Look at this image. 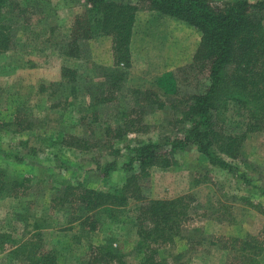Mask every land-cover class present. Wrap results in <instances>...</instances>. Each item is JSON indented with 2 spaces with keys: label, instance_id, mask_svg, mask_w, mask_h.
<instances>
[{
  "label": "rangeland",
  "instance_id": "1",
  "mask_svg": "<svg viewBox=\"0 0 264 264\" xmlns=\"http://www.w3.org/2000/svg\"><path fill=\"white\" fill-rule=\"evenodd\" d=\"M116 1L139 6L131 67L118 101L99 108L96 123L89 103L106 82L103 70L113 66L110 37L82 42L85 54L80 59L60 53L70 42L75 18L88 8L84 1L16 0L19 14L25 15L18 21L12 50L0 56V167L13 176L31 177L26 196L0 198V235L20 239L34 231L33 225L40 220L48 247L59 253V264H85L94 246L113 247L128 264L139 263L134 251L138 239L130 220L136 203L131 202L117 221L98 213L101 225L91 232L74 219L68 207L60 208L53 201L69 184L102 191L123 185L127 174L121 165L128 159L129 147L181 136L189 125L169 106L175 98L171 90L174 81H178L181 94L197 91L198 79L188 66L199 46L200 33L147 10L136 0ZM210 1L225 7L237 0ZM64 67L76 71V81L62 79ZM163 80L168 81L166 86ZM148 90L159 94L166 107H145V131L123 139L107 136L106 127L119 123L121 109L130 110L140 101L134 92ZM70 135L88 146H66ZM244 155V162L234 163L255 187L264 188V130L247 140ZM109 166L117 168L104 177L102 170ZM255 187H246L227 171L212 166L193 147L178 152L170 169H152L144 183L147 199L192 194L198 201L199 216L185 232L195 244L182 242L172 247L166 252L170 260L179 256V264H230L231 253L215 237L244 238L264 230V215L259 211L264 208V196ZM194 228L199 230L192 231ZM260 260L264 264V256ZM0 264H6L4 256Z\"/></svg>",
  "mask_w": 264,
  "mask_h": 264
},
{
  "label": "trees",
  "instance_id": "2",
  "mask_svg": "<svg viewBox=\"0 0 264 264\" xmlns=\"http://www.w3.org/2000/svg\"><path fill=\"white\" fill-rule=\"evenodd\" d=\"M82 1L88 8L75 18L70 42L60 53L80 59L85 54L82 42L110 37L113 66L103 70L106 82L89 103L96 123L100 117L98 109L118 101L123 89L122 83L131 67V44L139 6L116 0ZM136 1L149 11L187 24L201 35L188 66L191 75L198 79L197 91L181 94L177 80L174 81L177 85L171 87L175 98L169 106L180 114L181 122L189 125L181 136L129 147L128 159L121 165L127 174L123 185L102 191L69 184L53 204L68 207L82 227L96 232L101 225L98 213L104 212L117 221L123 210L134 202L130 220L138 239L134 250L138 264H179V256L171 261L166 252L182 242L190 246L195 244L185 232L190 222H195L199 216L198 201L192 194L149 200L145 196L144 183L150 178L152 169H170L178 152L193 147L212 166L227 171L246 187H255L234 162H244L245 143L253 134L264 130V0H237L225 7L214 6L210 0ZM18 8L16 0H0V56L14 46L18 21L25 15L19 14ZM61 76L70 82L77 79L76 71L65 67ZM134 94L140 101L130 110L121 109L119 123L106 127L107 136L123 139L129 134L142 133L146 128L145 107L155 104L156 110L166 107L159 94L153 91H135ZM65 144L68 147L88 146L73 135ZM4 156L11 157L9 153ZM116 168L106 167L102 170L103 176H110ZM261 180L264 182V178ZM255 188L264 196V188ZM30 189L31 177L13 176L0 167V198L23 197ZM259 211L264 215L263 207ZM42 228L39 220L33 225L34 231L20 239L10 234L0 235V257H5L6 264H59V253L48 247ZM215 241L224 243L231 253L230 264H263L260 259L264 256V230L244 238L217 236ZM85 264L128 263L113 247L94 246Z\"/></svg>",
  "mask_w": 264,
  "mask_h": 264
}]
</instances>
